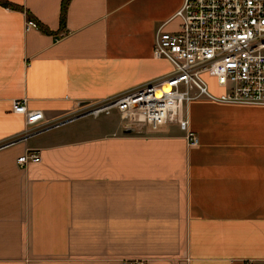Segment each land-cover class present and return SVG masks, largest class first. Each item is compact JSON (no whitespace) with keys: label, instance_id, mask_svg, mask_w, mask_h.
<instances>
[{"label":"crops","instance_id":"0c3cea01","mask_svg":"<svg viewBox=\"0 0 264 264\" xmlns=\"http://www.w3.org/2000/svg\"><path fill=\"white\" fill-rule=\"evenodd\" d=\"M5 1L0 264H264V106L192 101L195 146L176 124L66 122L171 74L156 32L179 30L184 0H71L65 26L63 0ZM15 100L45 116L27 138Z\"/></svg>","mask_w":264,"mask_h":264},{"label":"built area","instance_id":"2783aa9c","mask_svg":"<svg viewBox=\"0 0 264 264\" xmlns=\"http://www.w3.org/2000/svg\"><path fill=\"white\" fill-rule=\"evenodd\" d=\"M174 18L180 20L179 30L165 31L162 24L154 47L156 58L172 64L171 74L93 104L81 114L98 117L115 110L125 127L144 123L152 132L176 124L195 146L199 137L190 125L192 101L264 106V0H184ZM205 74L225 92L214 94ZM13 109L26 117L25 138L45 120L25 100H15ZM40 161V153L32 151L18 159L21 166Z\"/></svg>","mask_w":264,"mask_h":264},{"label":"rangeland","instance_id":"374dc122","mask_svg":"<svg viewBox=\"0 0 264 264\" xmlns=\"http://www.w3.org/2000/svg\"><path fill=\"white\" fill-rule=\"evenodd\" d=\"M203 78L207 81V83L209 84V86H210V90L212 91V92H217L218 91V86H217V82H216V79L215 78H211L209 75H207V74H205L204 76H203ZM89 107H87V108H84V110L85 109H88ZM84 112V111H83ZM113 115H115V117L116 118H118V117H120V115L114 110L113 111V113H112ZM113 115H106V114H102L101 116H100V119H104V118H108V117H111L112 119H113ZM118 116V117H117ZM89 119H94V116H91V117H89ZM135 127V126H134ZM151 132L152 133V131L149 129V127L147 126V125H145L144 123H142V124H139V125H137L136 127H135V131L134 132Z\"/></svg>","mask_w":264,"mask_h":264},{"label":"trees","instance_id":"16d2710c","mask_svg":"<svg viewBox=\"0 0 264 264\" xmlns=\"http://www.w3.org/2000/svg\"><path fill=\"white\" fill-rule=\"evenodd\" d=\"M71 0H63L62 2V9H61V24L63 26H65L66 24V17H67V11H68V7H69V3H70ZM0 4L3 5V6H8V7H14V8H20V7H17V6H13L11 3L5 1V0H0ZM22 10H24L23 8H21ZM29 18L31 19H35L30 13L28 14ZM36 20V19H35ZM38 21V20H37ZM38 25L39 27L45 31V32H48V28H46L41 22L38 21Z\"/></svg>","mask_w":264,"mask_h":264},{"label":"water","instance_id":"95a60500","mask_svg":"<svg viewBox=\"0 0 264 264\" xmlns=\"http://www.w3.org/2000/svg\"><path fill=\"white\" fill-rule=\"evenodd\" d=\"M87 115L88 114H81L79 116H76L74 118H71L70 120H67L66 122L71 121V120H74V119L79 118V117L87 116ZM62 123H65V122H62ZM125 131H127V132H134L135 131V127H133V126L125 127Z\"/></svg>","mask_w":264,"mask_h":264}]
</instances>
